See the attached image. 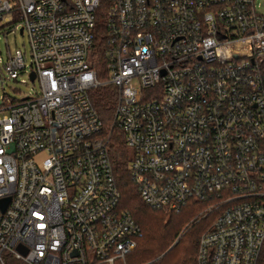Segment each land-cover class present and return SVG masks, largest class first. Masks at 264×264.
Instances as JSON below:
<instances>
[{"label": "built area", "instance_id": "obj_1", "mask_svg": "<svg viewBox=\"0 0 264 264\" xmlns=\"http://www.w3.org/2000/svg\"><path fill=\"white\" fill-rule=\"evenodd\" d=\"M0 0V25L28 36L0 96V264H128L141 237L120 192L91 89L117 91L113 127L141 199L217 211L197 264H257L264 245V12L255 0ZM31 74L34 78L31 79ZM99 75L101 78H99ZM102 81L101 82H99ZM26 250L22 253L18 246ZM141 264H153L145 262Z\"/></svg>", "mask_w": 264, "mask_h": 264}, {"label": "trees", "instance_id": "obj_2", "mask_svg": "<svg viewBox=\"0 0 264 264\" xmlns=\"http://www.w3.org/2000/svg\"><path fill=\"white\" fill-rule=\"evenodd\" d=\"M105 4L106 0H102L96 17L95 46L101 61L95 65L97 70H100L99 65H103V58H105L102 39L104 22H99L101 7H105ZM99 78H101L100 75ZM90 98L102 121L103 133H110L108 148L113 174L120 192L118 207L129 211L142 230V235L137 239V246L133 250L140 251L142 259L136 262L141 264L151 261L153 264H164L165 258L179 246L182 256L174 260L173 264H192L196 259L199 238L211 227L212 221L206 223L208 215L200 219H191L198 211L205 209L208 203L189 200L178 212L153 208L146 204L139 196L137 186L130 177L129 150L123 142L122 133L112 125L117 101L116 89L111 85L98 87L95 92H90ZM182 213L183 215L178 216ZM257 264H264V245Z\"/></svg>", "mask_w": 264, "mask_h": 264}, {"label": "rangeland", "instance_id": "obj_3", "mask_svg": "<svg viewBox=\"0 0 264 264\" xmlns=\"http://www.w3.org/2000/svg\"><path fill=\"white\" fill-rule=\"evenodd\" d=\"M102 1V0H101ZM104 4V2H102ZM256 7L259 11L264 12V0H255ZM105 7H101V12L99 16V22H104V12ZM15 48H19L24 56V64L26 69L31 67V54H30V45L28 36L25 32L20 33L19 30L12 32L9 26H1L0 25V96H8L11 99H21L24 96H28L35 92L39 91V84L38 81L30 80L28 75L25 72H20L16 79H8L7 73L3 69V63L7 60L8 55L13 52ZM102 83V81L99 80ZM105 85H101L99 87H103ZM113 87V86H112ZM98 87L91 89V92H95ZM129 150V149H128ZM130 151V150H129ZM207 208V207H206ZM205 208V209H206ZM119 210H122L118 207ZM198 211L191 220L200 219L205 216L204 210ZM179 214L178 216H181ZM208 218L206 223L213 221L214 217L217 215V211H214L210 214H207ZM206 215V216H207ZM182 256V250H179V246L165 258L164 264H173V261L179 259ZM141 252L140 251H133L131 252L127 258L126 262L128 264H139L136 262L140 260ZM8 264H22L20 260L17 259H9L7 260ZM145 263V262H143ZM192 264H197L196 259L193 260Z\"/></svg>", "mask_w": 264, "mask_h": 264}, {"label": "water", "instance_id": "obj_4", "mask_svg": "<svg viewBox=\"0 0 264 264\" xmlns=\"http://www.w3.org/2000/svg\"><path fill=\"white\" fill-rule=\"evenodd\" d=\"M19 32L21 33L22 32V29L19 30ZM34 78V75L31 74V79ZM9 200V197H5L3 199H0V207L3 209L6 205V203L8 202ZM18 249L22 252V253H25L26 250L24 248H22V246H18Z\"/></svg>", "mask_w": 264, "mask_h": 264}]
</instances>
